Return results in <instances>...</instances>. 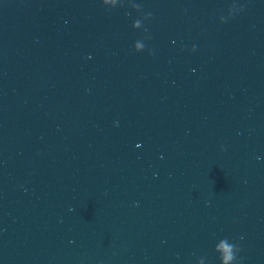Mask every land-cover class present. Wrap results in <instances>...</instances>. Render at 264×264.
I'll list each match as a JSON object with an SVG mask.
<instances>
[{"label":"water","instance_id":"95a60500","mask_svg":"<svg viewBox=\"0 0 264 264\" xmlns=\"http://www.w3.org/2000/svg\"><path fill=\"white\" fill-rule=\"evenodd\" d=\"M0 264H264V0H0Z\"/></svg>","mask_w":264,"mask_h":264}]
</instances>
